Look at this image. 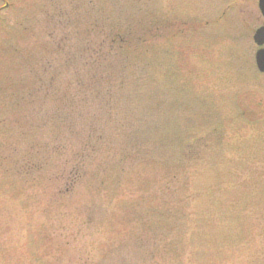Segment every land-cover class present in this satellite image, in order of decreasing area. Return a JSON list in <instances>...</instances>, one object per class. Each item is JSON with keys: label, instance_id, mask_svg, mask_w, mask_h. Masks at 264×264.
<instances>
[{"label": "rangeland", "instance_id": "obj_1", "mask_svg": "<svg viewBox=\"0 0 264 264\" xmlns=\"http://www.w3.org/2000/svg\"><path fill=\"white\" fill-rule=\"evenodd\" d=\"M140 4L163 30L151 65L137 59L125 72L129 125L165 133L210 114L171 193L151 163L119 171L125 130L109 127L108 144L76 155L88 123L69 111L84 69L69 61L74 40L90 48L89 20L124 21ZM261 25L257 0H0V264H264ZM80 162L89 172L67 192Z\"/></svg>", "mask_w": 264, "mask_h": 264}, {"label": "trees", "instance_id": "obj_2", "mask_svg": "<svg viewBox=\"0 0 264 264\" xmlns=\"http://www.w3.org/2000/svg\"><path fill=\"white\" fill-rule=\"evenodd\" d=\"M121 12L126 14L128 10L123 7ZM148 15V9L140 4L138 16L134 11L130 12L124 21L109 22L102 18L89 20L85 30L90 48L85 45L86 43H81L85 38L76 37L73 43L74 53L69 56V61L72 60L75 63L74 68L79 69L78 61L81 59L84 65V69L74 70L77 91L69 111L71 115L80 116L88 123L87 134L82 139V152L76 153L80 159L91 158L99 147L108 144L107 132L109 127L112 126L117 131L125 130V138L121 144V155L120 157L119 154L117 156L116 165L121 168L119 171L124 170L122 165L131 159L148 165L151 163L160 171L167 173L165 188L171 193L170 189L175 192L171 183L181 179L179 176L183 174L182 170L186 165L184 161L186 158L198 154L199 144L197 143L202 138L207 139L201 135L198 126L206 124L210 120V114L205 113L203 115L202 113L200 115V111L195 116L192 112V116L186 118L191 126L186 127L185 122L179 123L177 121L176 127L169 128L165 133H163L165 129L160 123V127L152 126L151 130L147 129V133L133 129V114L129 116V111H127L133 108L132 104L129 103L132 96L122 92L126 83L125 72L127 70L129 73L133 71L131 67L137 59L148 61L147 63L151 65L150 60H147L150 51L149 42L159 35L160 30H163L162 21L153 23L148 20ZM66 37L68 40H72L70 35L67 34ZM62 48L63 46L60 49ZM68 53L70 54L71 50ZM109 77L115 78L112 84L105 85L104 81L110 80ZM31 96L32 94H29V97ZM89 102H94L97 105L96 110L91 111L92 113L89 111L91 108ZM87 107L89 109H86ZM130 120L132 125H129ZM128 130L131 135L127 134ZM80 132L82 131L74 133ZM30 164L35 167L36 161L30 163L29 160L27 165L30 166ZM78 164L80 165H71V170L69 169L68 175L65 176L72 177L66 182L68 187L65 191L67 192L70 191V184L75 183L76 178L74 177H78L79 173L83 172L87 175L89 172L86 168H82L81 162ZM108 168L110 167L103 168L105 175H107ZM163 213L166 215L169 224L175 222V215L170 207H166Z\"/></svg>", "mask_w": 264, "mask_h": 264}, {"label": "water", "instance_id": "obj_3", "mask_svg": "<svg viewBox=\"0 0 264 264\" xmlns=\"http://www.w3.org/2000/svg\"><path fill=\"white\" fill-rule=\"evenodd\" d=\"M259 8L264 16V0H259ZM254 42L260 47L255 54V61L260 72L264 73V26L258 28L253 36Z\"/></svg>", "mask_w": 264, "mask_h": 264}]
</instances>
